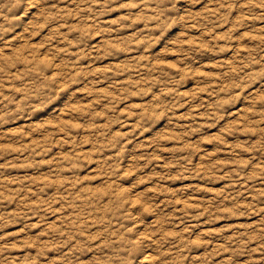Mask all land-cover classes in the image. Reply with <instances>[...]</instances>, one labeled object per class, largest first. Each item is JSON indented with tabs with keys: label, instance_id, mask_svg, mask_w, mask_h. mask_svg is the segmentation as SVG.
Here are the masks:
<instances>
[{
	"label": "rangeland",
	"instance_id": "374dc122",
	"mask_svg": "<svg viewBox=\"0 0 264 264\" xmlns=\"http://www.w3.org/2000/svg\"><path fill=\"white\" fill-rule=\"evenodd\" d=\"M0 264H264V0H0Z\"/></svg>",
	"mask_w": 264,
	"mask_h": 264
}]
</instances>
